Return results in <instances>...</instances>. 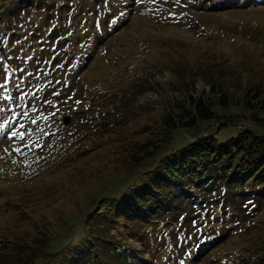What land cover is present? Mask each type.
Masks as SVG:
<instances>
[{
    "label": "rangeland",
    "instance_id": "1",
    "mask_svg": "<svg viewBox=\"0 0 264 264\" xmlns=\"http://www.w3.org/2000/svg\"><path fill=\"white\" fill-rule=\"evenodd\" d=\"M213 84L229 104L200 133L226 139L253 126L244 100L257 85L264 99V0H0V235L49 226L77 246L85 214L106 197L101 187L133 173L126 148L161 129L188 88L209 94ZM99 119L107 130L91 137ZM257 194L227 200L226 211L221 199L214 220L199 208L194 228L169 236L152 264H264ZM197 227H215L217 239L191 249Z\"/></svg>",
    "mask_w": 264,
    "mask_h": 264
},
{
    "label": "trees",
    "instance_id": "2",
    "mask_svg": "<svg viewBox=\"0 0 264 264\" xmlns=\"http://www.w3.org/2000/svg\"><path fill=\"white\" fill-rule=\"evenodd\" d=\"M215 88L213 84L209 94L196 95L188 88L185 99L167 107L161 129H150L149 137L135 139L126 148L134 171L101 187L106 197L98 202L99 208L85 214L83 224L90 235L82 237L77 246L66 245L72 240L65 238L68 232L55 237L49 226L21 233L7 226L6 233L0 235V264H34L35 260L38 264H152L156 249L169 244V236L176 239L184 227L189 231L194 228L191 226L201 216L199 208L214 220L219 217L215 208L221 199L226 211L229 199L249 204L260 198L257 191L264 190V101L258 100L263 95L262 87L257 85L245 95L244 106L251 111L248 117L253 126L226 139L200 133L205 122L220 116L217 107L229 104L228 94ZM107 122L99 119L89 126L91 137L96 130L98 136L106 132ZM173 131L180 132V140L171 142L179 137ZM91 143L83 151L89 152ZM252 185L259 189L254 190ZM220 220L224 224L228 219ZM206 228L198 231L197 227L198 240L209 235L216 240V228ZM134 243L143 245L147 254L148 250L153 252V257L144 256ZM130 248L141 251L145 261H138Z\"/></svg>",
    "mask_w": 264,
    "mask_h": 264
},
{
    "label": "water",
    "instance_id": "3",
    "mask_svg": "<svg viewBox=\"0 0 264 264\" xmlns=\"http://www.w3.org/2000/svg\"><path fill=\"white\" fill-rule=\"evenodd\" d=\"M69 121H70L69 118H67V119H65L64 122H65V123H68Z\"/></svg>",
    "mask_w": 264,
    "mask_h": 264
},
{
    "label": "snow or ice",
    "instance_id": "4",
    "mask_svg": "<svg viewBox=\"0 0 264 264\" xmlns=\"http://www.w3.org/2000/svg\"><path fill=\"white\" fill-rule=\"evenodd\" d=\"M33 122L35 123V121H33ZM12 135H13V136H15V135H16V133H12Z\"/></svg>",
    "mask_w": 264,
    "mask_h": 264
}]
</instances>
